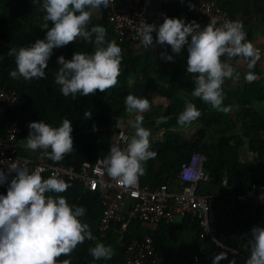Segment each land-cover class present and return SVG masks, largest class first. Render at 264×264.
I'll return each instance as SVG.
<instances>
[{
	"label": "trees",
	"instance_id": "16d2710c",
	"mask_svg": "<svg viewBox=\"0 0 264 264\" xmlns=\"http://www.w3.org/2000/svg\"><path fill=\"white\" fill-rule=\"evenodd\" d=\"M200 1L176 0L167 8L168 17L184 20L189 16V7ZM41 5L42 0L37 4H33L32 0H0V89L8 93L14 92L17 97V110H0V137L6 136L11 123L16 119L20 120L23 127L19 142L24 143L29 135L31 122L41 120L53 127H59L64 119H68L73 127L74 150L59 162H53L46 157L53 164H64L79 170L84 162L93 163L99 157L108 156L111 140L119 131V123L130 115L126 111L125 97L133 94L151 102L148 93L151 90L156 91L160 97L168 100V105L164 111L162 107L154 110L147 117L146 123L151 127V134L161 128L166 131L163 141L154 142L150 148L156 155L144 163L145 174L140 176L142 186L154 190L162 184H167L175 189L178 186L182 164L187 162L194 152L205 154L208 157L205 165L208 178L200 182L197 193L207 198L210 225L216 230L217 239L223 246H218L209 238H202L199 223L186 217L181 219L180 225L163 224L161 231L159 229L155 233L158 264L162 245L178 241L185 231L196 232L200 239V243L191 252L190 259L194 252L202 249L203 264H212L213 258L221 253L226 255L227 259L220 260L219 264H229L230 261L233 264H245V261L231 256L227 249L239 251V254L248 258L250 248L247 241L250 239V230L256 225L264 227V206H258L255 197L250 195L254 184L264 185V116L254 107L264 101V89L246 85L230 102L225 98L224 106H232L228 113L212 108L210 104L192 96L195 75L186 71L187 52H184L182 59L165 63L158 61L150 48L146 49L140 45L135 49L134 43L113 33L109 10L103 6L102 19L92 15L88 29L96 25L104 26L107 30L106 41L115 40L122 48V72L114 87L105 92L97 90L96 94L88 96L77 93L73 98L71 95L64 96L61 86L55 82L60 67L58 57L63 55L70 60L75 52L94 53V36L93 42L78 37L66 46L54 48L45 69V78L13 79L9 74L16 69V64L15 58L7 54L9 49L28 47L46 37L47 30L42 29L45 23L43 16L46 13ZM48 23L51 28L52 23ZM183 93L190 94L193 99L183 98ZM186 101L194 103L201 115L190 124L181 126L177 121ZM85 112H92V117L86 120ZM158 117H166L167 122L157 124ZM191 124L200 125L203 129L193 140H187L177 129ZM237 132L247 138L249 150L254 155L252 162H241L240 156L245 142L237 137ZM209 135L214 140L213 144L205 141ZM18 150L23 153L19 146ZM65 183L68 185L66 191L48 195H60L65 197L69 204L84 207L86 212L82 220L90 225L95 239L85 240L70 256L62 254L58 260L75 258L86 261L90 255L89 249L94 247L96 242L111 245L124 257L125 249L134 239H142L152 232L149 224L133 222L122 235L121 225L115 224L103 237L99 230L102 217L99 192L84 193L82 184L70 181ZM7 189L8 186L0 185V194L6 195ZM166 230L177 232L164 242L162 232ZM120 237L121 243L117 241Z\"/></svg>",
	"mask_w": 264,
	"mask_h": 264
},
{
	"label": "clouds",
	"instance_id": "9594fccd",
	"mask_svg": "<svg viewBox=\"0 0 264 264\" xmlns=\"http://www.w3.org/2000/svg\"><path fill=\"white\" fill-rule=\"evenodd\" d=\"M32 3H40V0H32ZM111 4L112 0H42L41 7L46 13L42 29L47 30L46 37L28 47L9 49L7 54L15 58L16 64L10 77H23L25 80L45 78V69L54 48L66 46L78 37L93 42L94 36V53L75 52L70 60L63 55L58 57L60 67L55 82L61 86L64 96L71 95L73 98L77 93L88 96L96 94L97 90L105 92L114 87L122 72V48L115 40L106 41L104 26L96 25L88 29L93 12L101 6L109 8ZM48 22L52 23L51 28ZM193 24L167 16L158 28L145 22L140 25L141 43L146 49L152 46V33L156 32L155 43L170 45L173 53L180 54L187 45L186 71L195 75L192 96L218 111L228 113L232 106H224L223 85L226 79L239 78V73L229 61L243 57L252 68L260 58L259 51L247 41L244 25L240 21H229L217 27V21L211 19L195 34ZM161 58L174 61V56L166 50L161 52ZM245 78L251 80L254 76L249 72ZM124 102L126 111L135 114V118L129 121V127L134 132L126 146L121 147L118 143L111 145L104 164L109 177L125 186H134L145 174L144 163L156 155L150 150L151 132L143 127V113L151 105L147 98L133 94H128ZM200 115L197 106L186 101L177 122L181 126L190 124ZM84 116L88 120L92 112H85ZM163 122H167L166 117L157 118V124ZM29 129L26 147L32 151L44 150L53 162L61 161L74 150L73 127L68 119H64L59 127L41 120L31 122ZM93 130H96L95 125ZM12 173L15 175L9 183ZM5 183H8L7 194H0V264H71L70 259L58 258L62 254L70 256L85 240L95 239L90 225L82 220L86 212L84 207L69 204L63 196L48 195L66 191L68 185L64 180L55 175L43 179L39 169L29 170L13 161L7 172L0 169V185ZM247 243L250 256L245 264H264V227L253 226ZM89 253L95 260H110L115 255L112 246L102 242H96ZM224 259L227 256L221 253L213 258L212 264H219Z\"/></svg>",
	"mask_w": 264,
	"mask_h": 264
},
{
	"label": "built area",
	"instance_id": "2783aa9c",
	"mask_svg": "<svg viewBox=\"0 0 264 264\" xmlns=\"http://www.w3.org/2000/svg\"><path fill=\"white\" fill-rule=\"evenodd\" d=\"M109 10V21L113 33L134 44L142 45L140 25L143 23L155 24L157 28L162 23L149 19L141 0H112ZM189 16L184 19L186 23H193V32L198 33L211 19L217 21V27L229 21H239L233 17L218 0H201L191 5L188 9ZM197 24L199 27H197ZM154 42L156 32L152 33ZM191 37H189V40ZM180 54L172 52L170 45L156 44L153 54L158 61L169 63L161 58V52L165 50L174 56V61L181 59ZM264 57V49L259 51ZM16 94L8 93L0 89V110H17ZM21 113L20 110H18ZM143 127L150 130L151 127L143 121ZM134 132L130 127L119 126V131L113 136L111 143L126 146L130 135ZM23 133V127L19 119L14 120L5 137H0V169L7 172L8 166L16 161L29 170L39 169L43 179L57 176L64 181L78 182L83 186V192H96L100 194L102 217L99 226L100 232L105 237L107 232L115 224L121 225V231L125 232L133 222L147 223L152 232L142 239H134L125 249V264H158L154 236L163 224H172L178 219L186 217L199 223L202 238H209L218 246L222 244L217 239L216 230L210 225L207 208V198L198 195L197 189L201 181L207 180L208 173L205 165L208 157L201 152H194L189 160L182 164L178 186L175 189L167 184H162L157 189L151 190L142 186L141 178L134 186H125L122 182L108 176L105 158L99 157L95 162H84L79 170L64 164H53L47 159L44 150L40 149L35 158L28 157L18 150L19 137ZM155 138L150 136L152 146ZM151 148V147H150ZM15 173L9 176V183ZM8 186V183L3 184ZM1 192V191H0ZM251 196H258L256 203L264 206V185L254 184ZM261 195V198H259ZM202 249L194 252L190 264H203L201 259Z\"/></svg>",
	"mask_w": 264,
	"mask_h": 264
},
{
	"label": "crops",
	"instance_id": "0c3cea01",
	"mask_svg": "<svg viewBox=\"0 0 264 264\" xmlns=\"http://www.w3.org/2000/svg\"><path fill=\"white\" fill-rule=\"evenodd\" d=\"M176 0H141L142 5L147 13L149 19L154 20L157 23L164 22V17H168L167 8L171 6ZM219 3L235 18H237L244 25V31L246 32L247 41L251 42L255 49L258 51H262L264 49V0H218ZM92 15L97 16L100 20L103 17L102 14V6L99 10L93 12ZM155 42L149 48L153 50ZM134 48L137 49L140 47L138 44H133ZM187 49V47H186ZM186 49L184 52H187ZM183 52V55H184ZM260 54V53H259ZM183 56L181 57V59ZM222 59L227 60V57H223ZM239 73L238 79H226L224 82L225 89V98L230 102L233 100L237 93L243 89L246 85H254L264 89V57L260 54V58L256 61L254 67L249 68V61L243 57L233 58L229 61ZM251 72L254 76V79L248 80L245 78L246 74ZM183 98L187 100L193 99L190 94L183 93ZM148 97L151 98V102L154 98H157L155 102H150V109L143 113L144 123L147 120V117L153 113L157 108L162 107L164 111L168 105V100L159 96L156 91H149ZM264 116V101L254 105ZM135 118V114H130L127 118L123 119L119 126L129 127V121ZM147 124V123H146ZM202 126L191 124L187 125L181 129H177L179 133L187 140H193L199 132L202 130ZM243 128L241 127L240 130ZM151 130V129H150ZM171 130H175L172 129ZM165 128H161L157 132V140L163 141ZM153 132L152 134L154 135ZM237 137L240 138L244 143V149L241 153L240 160L241 162H252L254 159L253 153L249 150V145L247 138L242 136L240 132H237ZM155 138V136H154ZM206 142L214 143V140L211 139L209 135L206 139ZM153 142V143H154ZM18 146L23 150L24 155L35 158L40 149L36 151H32L26 147V143L20 141ZM255 199L258 197L254 195ZM261 198V195H259ZM181 219L176 220L175 224L180 225ZM160 231L162 226L159 228ZM158 229V231H159ZM177 231H164V242H166L167 238L176 233ZM120 234H123V231H120ZM121 243L122 238L117 240ZM200 243V239L196 232L185 231L183 233V237L178 241L175 240L173 243L167 242L162 245L160 248V256H159V264H188V260H190L191 252L196 248L197 244ZM163 244V243H162ZM165 246V248H164ZM204 248V246H202ZM114 249V248H113ZM231 256H234L235 259L245 261L247 258L239 254V251L233 249H227ZM115 255L110 260L100 259L95 260L91 255H88L85 260H76L73 258L71 260V264H125L124 257L121 253L115 251ZM122 252V251H121ZM164 253V254H161ZM236 256H239L238 259Z\"/></svg>",
	"mask_w": 264,
	"mask_h": 264
},
{
	"label": "rangeland",
	"instance_id": "374dc122",
	"mask_svg": "<svg viewBox=\"0 0 264 264\" xmlns=\"http://www.w3.org/2000/svg\"><path fill=\"white\" fill-rule=\"evenodd\" d=\"M152 103V102H151ZM148 126V125H147ZM154 136H155V140H157V138H156V136H157V132L156 133H154Z\"/></svg>",
	"mask_w": 264,
	"mask_h": 264
}]
</instances>
